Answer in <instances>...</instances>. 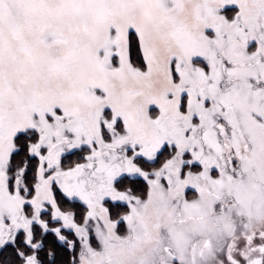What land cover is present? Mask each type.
I'll use <instances>...</instances> for the list:
<instances>
[{"label": "snow or ice", "instance_id": "1", "mask_svg": "<svg viewBox=\"0 0 264 264\" xmlns=\"http://www.w3.org/2000/svg\"><path fill=\"white\" fill-rule=\"evenodd\" d=\"M0 264H264V0H0Z\"/></svg>", "mask_w": 264, "mask_h": 264}]
</instances>
